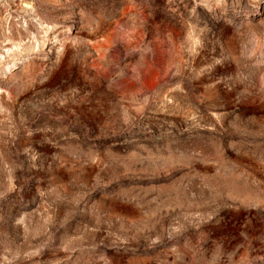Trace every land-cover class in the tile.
<instances>
[{"label": "rangeland", "instance_id": "1", "mask_svg": "<svg viewBox=\"0 0 264 264\" xmlns=\"http://www.w3.org/2000/svg\"><path fill=\"white\" fill-rule=\"evenodd\" d=\"M0 264H264V0H0Z\"/></svg>", "mask_w": 264, "mask_h": 264}]
</instances>
